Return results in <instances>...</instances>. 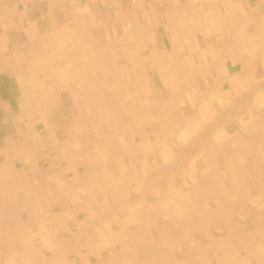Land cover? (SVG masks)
I'll list each match as a JSON object with an SVG mask.
<instances>
[{
  "label": "bare ground",
  "instance_id": "1",
  "mask_svg": "<svg viewBox=\"0 0 264 264\" xmlns=\"http://www.w3.org/2000/svg\"><path fill=\"white\" fill-rule=\"evenodd\" d=\"M200 10L199 16L203 12ZM214 11L208 15H215L217 10ZM218 18L201 24L202 29L213 31L211 27L219 25ZM182 20L180 24L173 21V25H168L173 50L154 56L169 93V99L163 101H151L142 66L133 69V78L130 70L116 61L118 46L127 44L121 36L127 27L125 21L116 24L108 43L103 41L102 70L95 72L102 83V98L94 103L84 102L80 108L87 115L96 112L98 141L95 139L92 146L80 148L72 156L63 155L72 170L75 155H81L85 174L71 182L57 179L52 202L40 198L36 204L30 198L18 204V200L0 198V264H14L15 259L26 264H264V79L242 96L226 102L220 87L226 78L216 75L217 64L208 62L201 51L197 28L188 27L191 19ZM8 22L3 21L5 29ZM103 26L102 32L106 33L109 28ZM37 48L31 49L34 62L42 58ZM62 48L59 59L55 54L52 58L58 59V66L63 69H42L53 84L49 94L48 89L24 86L25 95H38L40 103L44 97L56 96L57 84L63 80H87L93 76V71H86L83 65L73 66L74 60L91 61L89 55H77V59ZM179 58L186 63L194 61L196 68L186 70V64L178 68L174 62ZM72 90L76 91L73 87ZM31 147L22 152L26 160L35 162L39 150ZM151 156L156 162L150 161ZM4 187L0 184V193L6 191ZM48 203L50 212L33 210L34 205ZM56 207L61 212L55 213ZM28 208L29 218L23 223L20 218ZM81 213L88 217L79 232L74 233L69 224ZM238 216L244 221L237 222ZM249 218L253 229L244 233L241 230L246 231L245 221ZM25 229L34 230L40 241L34 258H29L32 243ZM60 229L69 236L59 234ZM103 250L108 251L106 258Z\"/></svg>",
  "mask_w": 264,
  "mask_h": 264
},
{
  "label": "crops",
  "instance_id": "2",
  "mask_svg": "<svg viewBox=\"0 0 264 264\" xmlns=\"http://www.w3.org/2000/svg\"><path fill=\"white\" fill-rule=\"evenodd\" d=\"M0 1V7L2 6L0 8V45L2 44L0 46V181H2L0 184L6 188V191H1L0 198L15 199L16 201L18 200V204L30 198L35 200L36 204L41 199H46L43 202H52L54 198L52 196L53 189L57 187L56 182L58 180L71 182L75 177L85 174L86 169L81 163V155H75V163L72 164V167H75L74 170L69 168L70 164L63 159V155L65 157L67 155L72 156L74 152H79L80 148L92 146L95 139L98 141V132H96L98 128L96 118L98 116H96V112L91 111L87 115L84 112L82 113L80 108L84 102L94 103L102 98V95H100L102 83L95 72L102 70L101 58L105 48L102 47L103 41L109 42V36L114 35L113 29L116 28L118 22L125 21L124 23L127 25L126 27L124 24L125 30H123V33L121 32V36L125 37L127 44L118 46L119 49L115 51L114 55L116 57H114L119 64L120 62L123 64H120L121 66H125L130 70V75L133 78H135L133 69L137 65L143 67L149 94H152V86H155L156 83L152 84L148 73L152 70L159 75L158 65L154 56L173 50L172 32L168 25H173L177 21L180 24L184 18L189 19V22L191 19L188 27L197 28L198 36L195 33L194 35L197 36L196 38L201 44V51L206 55L207 61L217 64L214 65L217 71L216 75L222 79L226 78L225 84L222 83L223 85L220 86L226 102H231L233 98L242 96L246 92L247 87L251 86L250 88H252L259 83L258 81L264 79V0H179V2L178 0ZM59 2L61 3L59 4ZM209 3L211 7L208 6ZM212 6H215V11ZM204 9L207 10L206 15L204 14ZM199 10L203 11L200 16ZM216 10L217 13H214L215 15H208V12L211 11L213 13ZM175 12H177L180 19L182 17L181 20L179 19L180 21L177 20ZM79 14H82L83 17L82 15L80 17ZM217 16L220 22H218V26H210L213 31L202 29L204 25L201 24L210 22L213 17L217 20ZM5 19L9 21L7 29L3 26ZM175 20L177 21L175 22ZM173 21L174 23L171 24ZM87 22L89 24L88 27ZM103 24H105L106 28H109L106 33L102 32L101 27H104ZM116 33L117 31H115V35ZM31 38L32 41H30ZM36 38L38 40L33 43ZM50 38L51 43L49 42ZM226 38L230 42L226 41ZM215 39L217 44H214ZM11 43L15 45L11 46ZM97 45L99 46L98 48L96 47ZM33 46L38 47L36 51H39L42 55L38 62H34L31 54ZM122 47L124 48L122 49ZM225 47L228 48L225 49ZM61 48L70 55H78L80 57L89 55L92 59L89 62H81L78 56L75 57L78 60H74L73 66L80 68L81 64L86 71H93V76L87 80H63L64 84H57L59 90L57 95L50 98H53L51 105L47 104V101L50 100L48 99L49 96L41 99L39 103L38 95L37 97L32 95L33 98L31 95H25L24 86L48 89L47 93L49 94V89L52 88L53 84L50 78L46 76V73H44V70L56 71L63 69L58 66L59 62H57L60 55L64 52L61 51ZM218 50L220 51V56L217 54ZM53 54L57 55V60L52 58ZM219 57H222L223 60H221L225 64ZM177 61L178 64L176 65L178 68L182 64H186V70L196 68L192 60L186 63V61L179 58ZM215 61H220L219 63L223 64H218ZM174 63H176V60ZM200 63L204 64L201 60ZM40 68L44 70L41 71ZM159 77L161 80V75ZM38 80L39 83L37 82ZM161 82L166 87L162 80ZM107 86L111 85L107 84ZM72 87L76 89L77 93L72 90ZM108 94L111 95L112 92L108 91ZM29 97L31 98L28 99ZM155 101L163 100L157 99ZM29 145L30 147L32 145L31 150H39L37 162L32 159L26 160L25 158L27 157L23 155V149H27ZM17 153H21V155ZM3 172L5 173L3 174ZM67 177L68 179H66ZM50 205V203L41 204L40 206L34 205L35 208L33 207V210L37 211V213L44 210L50 212ZM31 208H28L26 212L23 211V213L28 214ZM42 208L44 209L42 210Z\"/></svg>",
  "mask_w": 264,
  "mask_h": 264
},
{
  "label": "rangeland",
  "instance_id": "3",
  "mask_svg": "<svg viewBox=\"0 0 264 264\" xmlns=\"http://www.w3.org/2000/svg\"><path fill=\"white\" fill-rule=\"evenodd\" d=\"M15 44H13V43H11V46H14ZM121 61V60H120ZM178 61H177V59H176V64H178L177 63ZM120 64H122L121 62H120ZM123 65V64H122ZM148 74H150L149 76H150V80H151V82H152V84L153 83H156V85L154 86H152V90H151V92H152V94H151V101H155V100H157V99H162V100H166V99H169V93H167V89L166 88H164V86H163V83L161 82V80H160V77H159V75H158V73L157 72H153L152 70L148 73ZM251 87V86H250ZM250 87H247V90H249L250 89ZM150 133L152 132L151 130H148ZM175 147V146H174ZM177 147H178V145H177ZM181 145L178 147V148H180L181 149ZM188 150V149H187ZM186 150V151H187ZM154 157L155 156H151L150 157V161L151 162H156L155 161V159H154ZM153 158V159H152ZM161 162H162V160H161ZM133 187H130V189H132ZM264 201V200H263ZM54 211H55V213H58V211L59 212H61V210H60V208L58 207H56V208H54L53 209ZM78 216H80V217H77V220H75V222H70V224H69V230H71L72 232H74V233H78L79 232V230H80V228L82 227V223H84L83 221H85V219L88 217V215L87 214H81V215H78ZM28 218H29V215L27 214V213H23L22 215H21V218H20V220L24 223H26L27 222V220H28ZM238 218V220H237V222H243L244 220H241L240 219V217L238 216L237 217ZM245 222H247V224H246V231L243 229V230H241L242 232H244V233H250V231H251V229H253L252 228V220L249 218L247 221H245ZM80 223V224H79ZM238 225H240V227H244L245 228V226H242L241 225V223L240 224H238ZM237 225V226H238ZM77 226V227H76ZM26 230V229H25ZM24 230V231H25ZM32 230V229H31ZM30 229H28V230H26L25 231V233L27 234L26 235V237L28 236V239H30L29 241L32 243L31 245H30V248H31V250L33 251V252H31V250H30V257L29 258H34V256H32V255H35L34 254V252L38 249L39 250V239H38V237H37V235H36V233H35V231L34 230H32L31 231ZM62 229H60V232H59V234H63V235H65L66 236V233L65 232H63V230L61 231ZM69 235H67L66 237H68ZM34 245V246H33ZM7 249V250H6ZM3 250H6V252L7 251H9L8 250V248H3ZM108 251H105V250H103V255H104V257L106 258V256H109L108 254ZM49 257L51 256V254H49L48 255ZM13 257V256H12ZM13 259H15V257H13ZM94 261L93 262H95V259H93ZM79 261H80V259H78L77 260V263H79ZM15 262L16 263H14V264H26V263H23V262H18V260H16L15 259ZM7 264V263H6ZM8 264H13L12 262L11 263H8ZM29 264V263H28Z\"/></svg>",
  "mask_w": 264,
  "mask_h": 264
}]
</instances>
